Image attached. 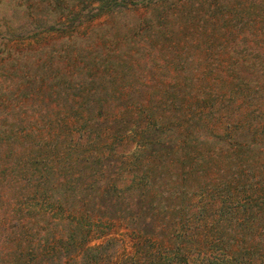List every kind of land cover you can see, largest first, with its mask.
Returning a JSON list of instances; mask_svg holds the SVG:
<instances>
[{
  "label": "trees",
  "instance_id": "1",
  "mask_svg": "<svg viewBox=\"0 0 264 264\" xmlns=\"http://www.w3.org/2000/svg\"><path fill=\"white\" fill-rule=\"evenodd\" d=\"M79 8L100 6L0 0V62L3 41L57 29ZM179 18L145 16L121 40L101 26L41 49L40 70L12 72L49 92L40 111L18 112L26 91L0 87V264H261L256 181L240 167L235 182L228 173L240 107L231 98L244 82L238 74L231 89L224 52L201 45L215 38L212 17L191 19L183 38ZM97 34L115 46L86 52ZM91 215L122 221L134 237L87 245Z\"/></svg>",
  "mask_w": 264,
  "mask_h": 264
},
{
  "label": "rangeland",
  "instance_id": "2",
  "mask_svg": "<svg viewBox=\"0 0 264 264\" xmlns=\"http://www.w3.org/2000/svg\"><path fill=\"white\" fill-rule=\"evenodd\" d=\"M93 3L94 6L99 4V14H94L92 11L88 14L87 11L79 8L78 11H74L72 18L63 16L62 23L57 29L43 31L29 39L3 41L2 45L8 51V56L3 57L0 63L7 62L8 65L6 69L0 68V87L14 92L22 89L26 91L27 99L23 98V105L16 104L18 107L16 110L37 112L41 108L38 105L40 95L47 98L49 92L46 90L41 92L37 89L39 86L37 87L35 82L31 83L25 77H22V82H19L20 79L15 73L29 74L34 69L40 70L41 59L38 55L41 49L58 51L66 40L84 37L101 26H104L105 30L111 27L107 29V35L116 34V38L121 40L129 31L128 29L133 28L136 21L145 16H181L178 23L182 29L179 28L177 31L182 38L190 37L192 32L186 27L191 19H194L192 22L199 23L206 16L212 17L216 24L215 38L209 46H206V42H202L201 45L212 51L217 49L224 52L219 63L229 65L228 80L231 89L236 88L238 74L244 82L243 97L233 95L231 98L234 102L231 103L233 108L238 104L240 107L237 111L232 110L230 118L231 152L228 173L231 182H235V168L240 167L242 180L253 178L256 181L254 191L261 197V264H264V0H151L145 5L135 4L129 0H93ZM115 16L118 18H114ZM223 18L224 22H222ZM102 41L97 34L94 41L91 40L82 46L86 52L93 54L96 53V48L99 50V43L105 50L115 46L111 44L112 40L106 42L109 46L103 45ZM177 47L180 49L181 45ZM11 55L12 57L14 55V61L9 60ZM23 58L24 63H22ZM214 60L217 61V59ZM30 61L33 62V67L29 66ZM247 96L251 99H247ZM250 144L254 146L248 148ZM239 145H243L244 148L242 147L239 160H236L235 149ZM56 214L57 216H54L49 213V216L63 218L67 215L63 212H56ZM76 215L79 219L83 217L81 212ZM88 218L92 225V232L85 239L88 242L87 245L99 244L110 235L118 236L120 240H123L122 242L126 243L134 237L120 220H102L92 215ZM73 259L76 262V258Z\"/></svg>",
  "mask_w": 264,
  "mask_h": 264
}]
</instances>
